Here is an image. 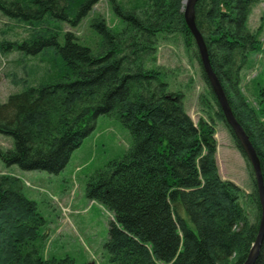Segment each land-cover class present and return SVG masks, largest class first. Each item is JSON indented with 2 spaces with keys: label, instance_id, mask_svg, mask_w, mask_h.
Listing matches in <instances>:
<instances>
[{
  "label": "trees",
  "instance_id": "1",
  "mask_svg": "<svg viewBox=\"0 0 264 264\" xmlns=\"http://www.w3.org/2000/svg\"><path fill=\"white\" fill-rule=\"evenodd\" d=\"M99 1L0 0L3 15L28 21L33 30L22 41H3V50L34 55L51 48L59 55L42 76L27 72L26 88L0 102V133L14 139L13 149L0 148V158L23 170L59 173L95 128L96 117L113 115L129 129L132 144L87 184L88 197L113 215L105 244L110 260L243 264L261 216L251 164L260 209L256 223L241 204V188L219 173L214 124L205 118L195 124L184 107V93L170 91L161 71L146 65L161 34H181L187 46L195 47L183 0H147L140 10L109 0L122 28L114 30L104 16H93L89 26L99 37L95 48L61 30L65 22L78 26ZM258 1L197 0L195 15L213 70L257 151L264 180V77L254 79L252 102L240 87L250 57L264 50L260 29L247 25ZM203 75L218 115L242 151L204 69ZM43 223L21 178L0 175V264H75L70 257L45 258ZM254 264H264V240Z\"/></svg>",
  "mask_w": 264,
  "mask_h": 264
},
{
  "label": "rangeland",
  "instance_id": "2",
  "mask_svg": "<svg viewBox=\"0 0 264 264\" xmlns=\"http://www.w3.org/2000/svg\"><path fill=\"white\" fill-rule=\"evenodd\" d=\"M118 1L125 8L140 10L147 0ZM98 14L104 16L114 30L122 28L109 0H100L78 26L72 27L65 22L61 24V30L72 32L81 42L95 48L99 37L90 28L89 21ZM247 25L254 31L260 29L264 42V0L252 4ZM32 32L28 21L5 16L0 11V45L3 41H22ZM194 46H187L181 34H161L146 65L161 71V79L168 83L170 91L184 93V107L195 124L201 118L214 124L219 173L223 179L231 180L241 188V204L248 220L256 223L260 209L254 197L251 167L229 127L218 115L219 107L210 93L196 54L198 48L196 44ZM58 57L51 48L32 55L19 50H3L0 46V102H6L11 94L26 88L27 72L35 71L42 76ZM260 74L264 77V50L253 54L241 73V91L249 102L254 101V79ZM132 141L129 129L117 117L101 114L96 117L93 131L73 151L59 173L23 170L18 165L8 166L0 158V175L12 174L21 178L24 194L36 202L38 212L44 218L40 233L45 258L70 257L75 264H117L110 260L105 245L113 215L88 197L87 184L90 176L110 160L124 156ZM0 148L13 149V137L0 133Z\"/></svg>",
  "mask_w": 264,
  "mask_h": 264
},
{
  "label": "water",
  "instance_id": "3",
  "mask_svg": "<svg viewBox=\"0 0 264 264\" xmlns=\"http://www.w3.org/2000/svg\"><path fill=\"white\" fill-rule=\"evenodd\" d=\"M196 3L197 0H183L182 10L184 12L186 24L190 29L192 35L194 36L203 69L207 75L212 90L217 98L219 106L224 114L227 123L229 124L233 133L235 134L236 139L238 140L242 148V151L244 152L246 158L248 159L249 163L252 166V170L256 181L258 197L261 206V219L255 241L253 242L250 251L247 255V258L243 263V264H254L259 255L261 244L264 240V180L262 175L261 163L257 151L254 148L249 136L247 135L243 126L239 123V121L237 120V118L233 113V110L228 101L226 92L223 88V85L219 77L213 70L205 39L196 24V15H195Z\"/></svg>",
  "mask_w": 264,
  "mask_h": 264
}]
</instances>
